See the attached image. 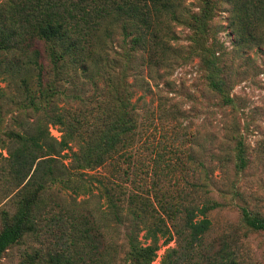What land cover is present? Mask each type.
<instances>
[{"label":"trees","instance_id":"1","mask_svg":"<svg viewBox=\"0 0 264 264\" xmlns=\"http://www.w3.org/2000/svg\"><path fill=\"white\" fill-rule=\"evenodd\" d=\"M198 1L199 36L210 33L205 19L222 1L237 40L243 45L261 41L251 29L264 25V0ZM188 5L186 0H0V82L5 83L0 108L16 107L4 129L6 175L22 184L18 208L0 230V257L26 232L43 228L54 240L47 264H77L84 247L90 252L88 264H116L118 250L110 240L120 225L125 264H150L160 239L168 245L174 235L186 247L202 244L211 225L206 214L218 203L203 190L210 181L208 165L199 161L196 166L191 151L186 159L178 154L187 134L173 129L179 140L173 163H165L164 151L136 155L139 113L133 98L149 89L145 70L168 71L198 58L209 91L235 106L228 92L233 58H222L216 40L187 47L178 41L176 28L196 17ZM155 112L157 119L176 118L173 106L159 105ZM50 125L59 126V138L50 134ZM235 125L233 120L227 124L228 136H234ZM64 150L69 164L57 161ZM215 156L222 167L229 160ZM99 167H109L107 176L96 179L105 207L74 199L75 209L66 208L59 191L75 197L86 193L92 184L85 171ZM43 214L48 215L45 224ZM246 222L264 233V220L248 216ZM142 231L147 242L139 238ZM107 236L109 244L100 246ZM175 251L168 246L160 264H183L190 256ZM232 253L225 242L206 256L207 264H234Z\"/></svg>","mask_w":264,"mask_h":264},{"label":"rangeland","instance_id":"2","mask_svg":"<svg viewBox=\"0 0 264 264\" xmlns=\"http://www.w3.org/2000/svg\"><path fill=\"white\" fill-rule=\"evenodd\" d=\"M186 3L189 4L190 15L196 17L188 24H180L176 28L178 41L187 47L194 42L209 45L216 40L221 45L222 58H233L234 68L228 92L233 96L235 106H226L221 94L213 95L209 91L198 58L176 65L168 71L143 72L149 89L144 93L140 92L141 90L136 91L133 98L139 113L140 138L136 155L145 158L152 157L157 150L164 151L165 163H173L176 155L173 152L176 149L174 144L179 143L173 134L176 126L179 133L185 132L188 137L180 143L181 150H178V154L182 159H186L187 152L191 151L196 166L199 161L208 165L210 181L203 190L211 191L212 197L218 203L217 207L206 214L211 225L203 237L202 244L186 247L185 240L177 235H174L168 245L161 244L160 239L159 249L150 264H160L168 246L175 247V255L190 253L183 264H207L206 256L214 254L225 242L229 243L232 249L234 264H264V233L246 222L248 216L264 220V25L251 29L261 41L243 45L245 43H240L232 31L228 6L219 1V6L212 9L205 19V27L210 33L204 38L197 34V28L201 25V17L197 14L200 10L199 1L186 0ZM0 85L4 86L5 83L0 82ZM159 105L173 106L176 118L157 119L155 110ZM15 110L14 105L0 108V230L5 217L8 221L18 208L19 189L22 188V184L16 185L11 180L12 177L6 175L9 168V138L4 129L8 128L5 127L6 123L11 121ZM230 120L236 121V131L231 137L227 133ZM49 132L57 138L61 135L57 125H50ZM66 152L67 150H64L57 156L58 162L69 164L70 158L63 156ZM215 155H227L229 160L222 167ZM145 162L151 167V158H147ZM187 163L193 164L189 160ZM164 169L167 170L166 166ZM108 172L109 167L86 170L84 177L92 185L84 194L75 197L68 190H60L58 195L65 207L74 210V199L87 200L85 203L89 207H105L96 179H103ZM171 181L173 182L174 178ZM165 183L168 184L169 181ZM42 217V223L45 224L48 215L43 214ZM42 230L40 233L26 232L18 242L7 247L0 257V264H47L46 255L53 247L54 240ZM123 231L124 225L118 226L114 241L110 240L118 250L116 264H125L127 259ZM142 235L143 231L140 232L139 238L147 242ZM108 240V236L103 238L100 246L106 247ZM84 251L83 260L77 264L90 263V252L85 247Z\"/></svg>","mask_w":264,"mask_h":264}]
</instances>
